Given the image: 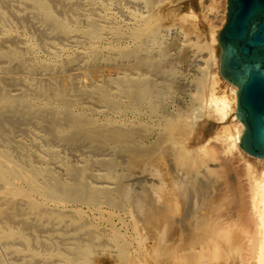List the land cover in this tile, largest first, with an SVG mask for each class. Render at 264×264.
Returning a JSON list of instances; mask_svg holds the SVG:
<instances>
[{"label":"bare ground","instance_id":"bare-ground-1","mask_svg":"<svg viewBox=\"0 0 264 264\" xmlns=\"http://www.w3.org/2000/svg\"><path fill=\"white\" fill-rule=\"evenodd\" d=\"M179 1L0 0V264H264V159L219 73L226 0L189 108L162 109L200 54L187 17L165 22ZM188 128L229 137L202 148L211 168L173 148Z\"/></svg>","mask_w":264,"mask_h":264},{"label":"water","instance_id":"water-1","mask_svg":"<svg viewBox=\"0 0 264 264\" xmlns=\"http://www.w3.org/2000/svg\"><path fill=\"white\" fill-rule=\"evenodd\" d=\"M216 40L220 76L237 88L235 116L243 125L238 145L264 159V0H226Z\"/></svg>","mask_w":264,"mask_h":264},{"label":"rangeland","instance_id":"rangeland-1","mask_svg":"<svg viewBox=\"0 0 264 264\" xmlns=\"http://www.w3.org/2000/svg\"><path fill=\"white\" fill-rule=\"evenodd\" d=\"M217 1H220L222 7H217L216 4H213L217 3ZM223 3V0H180L179 3H176L174 5L173 16L165 21L166 23L172 24L176 23L183 17H187V20L194 26L193 33L189 36L192 37L193 41L198 43L197 48L200 53L199 57L197 58L198 62L196 61L194 66L191 65L190 67L180 68L179 75L185 83V86H183L176 95H174L166 104H164L162 109H164L165 113L173 114L177 110H187L189 108L191 101L190 97L192 96V94H194V89L191 82L194 77H197L200 70H203L207 67L208 60L211 59V51H208L209 44H212V47L215 46L213 38L216 35L217 29H219L220 27L218 22L221 21L220 18H222L223 13L225 12L224 10L226 5ZM211 6H216V8H218L220 11L218 9H215L214 11L215 7L212 8ZM216 85L218 86V83H216ZM219 89L220 88L216 89V91L202 94L198 99L196 108L198 109V115L200 117H198L196 121H200L202 118L204 119V117L213 118V112L211 111V109L213 108V103H215L216 107L221 108V100L217 94V92H219ZM158 136V132L153 135H149L148 133H146V137H149L148 142L150 141V144H152L158 138ZM169 136L173 143L174 149L177 150L180 147H185V151H182L181 155L184 157L186 163L190 164L192 167L198 168H211V164L214 163L209 160V156L211 154L204 153L202 151V148H205L207 144L216 141L215 139L221 140L222 145H225V143H227L229 139V137L222 134L221 132L215 131L212 134L207 135L199 128H188V132L184 135L172 133ZM227 147L232 148V146L230 145H227ZM232 152L234 153V151ZM237 155L240 158L239 162L241 163L240 165L242 169H244L245 167V169L250 172V175L247 177H251L252 181L254 182H259L260 178H258V176H255V169L249 166V162L246 161L245 158L241 157L238 152ZM239 169L241 168L239 167ZM130 179V186H128V188L131 191L137 190V188L141 184L148 185L149 183L155 181V178L150 173L136 174L135 177ZM240 180L242 183L245 182V178L243 175H240ZM82 209L87 210V207L84 205L82 206Z\"/></svg>","mask_w":264,"mask_h":264}]
</instances>
